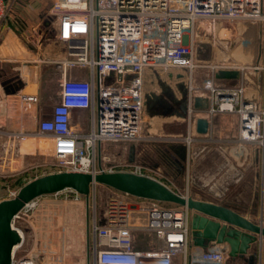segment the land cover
Masks as SVG:
<instances>
[{
	"label": "built area",
	"instance_id": "obj_1",
	"mask_svg": "<svg viewBox=\"0 0 264 264\" xmlns=\"http://www.w3.org/2000/svg\"><path fill=\"white\" fill-rule=\"evenodd\" d=\"M13 1L0 0V32L12 14ZM48 13L65 53L48 59L59 70L58 100L45 111L36 92H18L17 103L36 106L42 115L34 130L14 134L21 139L33 136L38 143L48 139L54 158L51 172L112 170L96 165L100 146L140 138L143 84L153 70L184 82L187 117L193 127L197 117L209 123L218 112L236 114L230 155L243 165L260 153L264 162V101L253 99L249 94L253 85L244 79L246 72L264 70V0H50ZM200 43L211 47L209 59L197 58ZM245 52L251 54L250 61H243ZM220 70H235L237 77L216 78ZM31 77L25 81L36 86L38 79ZM237 79L238 83H231ZM195 97L207 101L206 109L193 108ZM73 110L89 112L87 132L73 129ZM191 140L188 134L187 144ZM35 150L43 153V146L37 144ZM127 166L122 170L160 180L158 172L144 164ZM12 176L0 174V178ZM47 195H62L73 202L82 198L72 189ZM40 197L26 203L10 222L20 241L12 248L9 264H57L44 249L40 253L22 248L25 227L34 241L40 235L39 224L27 214ZM2 199L6 197L0 195ZM86 222L93 264H173L178 255L183 256V264H227L231 258L224 242L189 250L188 210L177 205L164 207L163 202L113 190L100 212L93 206ZM139 226L160 244L136 249L133 233Z\"/></svg>",
	"mask_w": 264,
	"mask_h": 264
},
{
	"label": "rangeland",
	"instance_id": "obj_2",
	"mask_svg": "<svg viewBox=\"0 0 264 264\" xmlns=\"http://www.w3.org/2000/svg\"><path fill=\"white\" fill-rule=\"evenodd\" d=\"M45 2L47 4L42 7V10L39 8L37 18L30 17V27L23 30L22 35H18L25 50L22 53L25 58L24 62L18 63V67L14 69L15 73L21 75L23 80L32 76L33 79L42 82L46 97L45 101L41 103V107L48 111L57 102L56 92L59 79V70L48 59L58 55L64 56L65 53L64 46L55 38L53 17L48 13L50 0H45ZM235 48L239 50L240 46ZM245 54L246 58H243V61H250L251 54L249 52H245ZM144 81L142 135L138 140L105 142L100 146L101 158L98 160L97 156L96 165L112 170H122V168H126L127 164L151 166L152 160L155 159L148 160L142 157L140 160L139 149L144 145L149 147L153 145L165 146L171 154L174 164L178 165V171L180 169L183 171L180 172L177 181L173 182L171 178L160 171L158 176L161 177L163 183L171 188L172 184L175 185L176 190L173 189L184 195L229 204L251 220L264 225V162L256 163V168L249 170L252 162L250 165H239L238 161L230 155L229 146L226 149L227 153L224 152L218 156L214 155V151L212 154L203 156L202 146L194 140L190 141V146L193 145V148L187 149L186 115L180 108L182 99L180 89L184 82L172 79L171 76L159 70H153L151 74L145 76ZM172 96L180 101L171 99ZM85 116L86 119L89 117L87 110ZM89 128L90 123L85 129L86 132ZM166 136H171V138L168 137L169 139L165 143L156 142L158 138ZM194 137L196 138V136ZM33 140L36 146L37 144L43 146L42 154H38L34 145L32 155L26 156L27 158H23V160L19 156V161L15 164L11 162L13 157L19 155L17 150L27 142V139L21 143L15 141L13 148H8L5 153L6 170L15 166L17 171L5 173V175L13 174L12 177L0 178V195L2 197L11 198L7 194L8 191L16 192L25 182L53 171L51 164L54 162V158L51 147L49 148L47 145L48 139L45 138L39 143L37 138ZM130 146L134 147L131 161H129ZM212 146L215 145H211V148ZM187 150H189L190 158L187 156ZM190 152H193L192 157ZM187 166H191V170L193 169L188 174ZM112 192L113 189L96 184L91 188L88 203L84 196L79 202H73L69 198L65 199L62 195H47L38 198L36 206L29 209L27 214L32 213L37 225L39 224L40 235L36 236V241H34V237L29 231L30 228L25 227L22 248L24 250L32 248L37 252L44 249V252L49 254L48 258L57 264H93L89 249L91 236L86 220L91 216L93 206L96 205L97 212L102 210ZM163 206L172 207L174 204L163 202ZM136 215L138 214L132 213L133 217ZM192 219L193 213L188 211L189 244L190 247H198L199 245L195 241H197L196 238H201V235L198 237L194 235V232L197 231L201 234V229L192 228ZM134 233L135 248L148 249L160 244L153 235L143 233L141 230H137V232L135 230ZM262 245L258 239H255L249 243L243 256L230 258L227 264H249L250 258H252L253 264H264ZM39 252L41 253V251ZM175 262V264H181L182 256H177Z\"/></svg>",
	"mask_w": 264,
	"mask_h": 264
},
{
	"label": "water",
	"instance_id": "obj_3",
	"mask_svg": "<svg viewBox=\"0 0 264 264\" xmlns=\"http://www.w3.org/2000/svg\"><path fill=\"white\" fill-rule=\"evenodd\" d=\"M211 47L200 43L197 47V58L209 59ZM237 77L235 70H220L216 78ZM181 101L172 96L171 99L180 101V108L187 115L186 86L182 83L180 89ZM246 99L243 98V102ZM150 107V106H149ZM207 101L200 97L193 99V108L206 109ZM209 123L204 117L195 119V132L205 134ZM134 147L129 148V161H131ZM99 184L113 190L137 198L171 203L186 208L193 213L192 228L201 231L194 235H201L195 243L201 246L213 240L217 243H227L231 258L241 257L249 243L258 239L264 251V225L255 222L242 214L235 207L225 204L194 198L181 194L162 181L140 173L125 170H108L98 172L55 171L35 177L22 184L11 198L0 200V264H9L12 248L20 241V236L11 227L13 216L31 200L56 193L64 189H72L84 196L86 202L92 186ZM249 264H253L250 258Z\"/></svg>",
	"mask_w": 264,
	"mask_h": 264
},
{
	"label": "crops",
	"instance_id": "obj_4",
	"mask_svg": "<svg viewBox=\"0 0 264 264\" xmlns=\"http://www.w3.org/2000/svg\"><path fill=\"white\" fill-rule=\"evenodd\" d=\"M48 1V0H46ZM45 0H14L12 4V14L9 18L8 23L4 27V30L0 32V174H5L6 172L14 173L17 171L14 168H8L6 170L4 155L8 151V148H13L15 141L21 143L27 139V142L18 148L17 154L12 158L11 162L14 164L19 161V156L22 158H27L26 156L32 155L34 150V138L33 136H27L26 138H19L14 133L18 131H28L29 129L34 130L36 126V120L42 114H39V111L36 106H31L29 104L17 103L15 97L19 93L25 92H36L39 97V102L43 103L45 101V88H43L42 82L37 80V85L33 86L19 77L15 73L18 63L21 64L24 62L25 56H23L24 47H22L18 35H22L23 30H26L30 27V17L37 18L39 8L42 10V7L46 5ZM149 74V72H147ZM41 74V73H39ZM81 75L84 76L85 72L81 71ZM151 74V72H150ZM248 84H252L251 87L253 90H249V94L253 96V99H256L259 103L264 101V70L259 72H246L244 74V79ZM30 80V79H28ZM231 83H238L237 80H233ZM199 93L197 92V95ZM177 96V94H176ZM57 97V92H56ZM58 100V99H57ZM86 110H73L71 113V124L73 129L79 132H86V127L89 124V117L85 118ZM144 122V121H143ZM186 124L187 132L193 138L194 141H197L199 145L202 146L203 156L212 154L218 156L219 154L227 153L226 149L228 146L234 142L237 133V116L234 113L227 112H218L212 116L209 121L208 131L205 134H197L195 132V127H193V120L188 118L186 115ZM143 132V131H142ZM196 136V138L194 137ZM161 137V136H160ZM166 136L165 138H158L157 143L166 142L171 136ZM173 137V135H172ZM165 140V141H164ZM191 140V141H193ZM191 142L188 143L187 149L190 150L193 148V145L190 146ZM211 145H215L214 147ZM168 147V146H167ZM165 146H145L139 149L138 156L140 160L142 157L155 159L150 165H147L149 168H152L154 171H157L159 174L160 171L165 174L167 177L171 178L172 182L177 181L180 176V172L183 169L178 171V165L174 164V161L171 159V154ZM187 156H189V150H187ZM193 152H190L192 157ZM21 160V161H22ZM252 165L249 170L256 168V163H261V154L253 155L245 163L246 165ZM188 164V163H187ZM12 165V163H11ZM244 165V164H243ZM253 166V167H252ZM191 170V166L186 167L187 174ZM15 175V174H14ZM160 180L161 177H160ZM172 189L176 190L175 185L172 184ZM212 201V200H209ZM215 202V201H213ZM219 203V202H217ZM32 214V213H30ZM134 219V218H133ZM133 223L141 224L142 221L134 220ZM137 230H141L144 233L142 227H137ZM146 233V232H145ZM135 236V233H133ZM213 240L208 241L206 245L198 247L191 246L189 244V250L205 248L207 245L212 243ZM138 249V248H136ZM145 250V249H139ZM179 256V255H178ZM182 256V255H180ZM177 256L174 258V263L176 262ZM183 256L182 262L183 264Z\"/></svg>",
	"mask_w": 264,
	"mask_h": 264
},
{
	"label": "bare ground",
	"instance_id": "obj_5",
	"mask_svg": "<svg viewBox=\"0 0 264 264\" xmlns=\"http://www.w3.org/2000/svg\"><path fill=\"white\" fill-rule=\"evenodd\" d=\"M242 57V56H241ZM141 133H143L142 131H141ZM142 135V134H141Z\"/></svg>",
	"mask_w": 264,
	"mask_h": 264
}]
</instances>
